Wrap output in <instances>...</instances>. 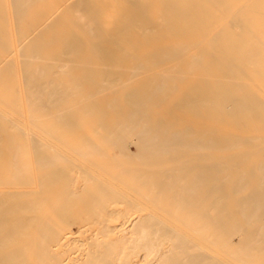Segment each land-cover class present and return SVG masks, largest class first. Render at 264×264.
Returning a JSON list of instances; mask_svg holds the SVG:
<instances>
[{
	"label": "bare ground",
	"instance_id": "6f19581e",
	"mask_svg": "<svg viewBox=\"0 0 264 264\" xmlns=\"http://www.w3.org/2000/svg\"><path fill=\"white\" fill-rule=\"evenodd\" d=\"M0 264H264V0H0Z\"/></svg>",
	"mask_w": 264,
	"mask_h": 264
},
{
	"label": "rangeland",
	"instance_id": "374dc122",
	"mask_svg": "<svg viewBox=\"0 0 264 264\" xmlns=\"http://www.w3.org/2000/svg\"><path fill=\"white\" fill-rule=\"evenodd\" d=\"M131 151L134 153L135 152V148L134 147H130Z\"/></svg>",
	"mask_w": 264,
	"mask_h": 264
}]
</instances>
